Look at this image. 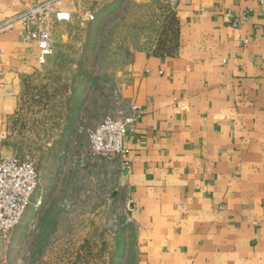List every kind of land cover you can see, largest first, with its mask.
Returning <instances> with one entry per match:
<instances>
[{"label": "crops", "instance_id": "crops-1", "mask_svg": "<svg viewBox=\"0 0 264 264\" xmlns=\"http://www.w3.org/2000/svg\"><path fill=\"white\" fill-rule=\"evenodd\" d=\"M47 1L0 0V24ZM83 1L62 0L60 10ZM175 17L174 52L134 53L109 110L140 113L126 139L130 169L117 162L133 264H264V0H177ZM38 56L37 43L0 35L4 157L15 155L10 126L25 83L51 58L40 65Z\"/></svg>", "mask_w": 264, "mask_h": 264}, {"label": "rangeland", "instance_id": "rangeland-1", "mask_svg": "<svg viewBox=\"0 0 264 264\" xmlns=\"http://www.w3.org/2000/svg\"><path fill=\"white\" fill-rule=\"evenodd\" d=\"M176 2L86 0L53 27V53L26 81L8 142L15 155L36 161L44 203L26 212L0 249L5 264L134 263L119 165L92 155L88 133L109 115L116 75L134 53L174 52ZM67 94L76 102L66 103Z\"/></svg>", "mask_w": 264, "mask_h": 264}, {"label": "built area", "instance_id": "built-area-1", "mask_svg": "<svg viewBox=\"0 0 264 264\" xmlns=\"http://www.w3.org/2000/svg\"><path fill=\"white\" fill-rule=\"evenodd\" d=\"M62 0L29 3L26 9L0 24V35L16 32L21 41L37 43L40 65L53 53L52 29L69 22L70 12L61 11ZM93 20V14L87 15ZM140 113L136 108H120L114 115L106 116L88 133L92 155L119 162L121 169H130V149L126 146L128 135L135 131ZM41 174L36 161L30 157L13 155L4 157L0 152V249L10 242L13 231L33 207L43 205L40 195Z\"/></svg>", "mask_w": 264, "mask_h": 264}]
</instances>
